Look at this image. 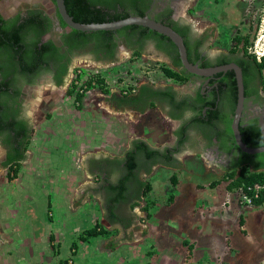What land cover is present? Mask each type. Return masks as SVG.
<instances>
[{
	"label": "flooded vegetation",
	"instance_id": "af4514ba",
	"mask_svg": "<svg viewBox=\"0 0 264 264\" xmlns=\"http://www.w3.org/2000/svg\"><path fill=\"white\" fill-rule=\"evenodd\" d=\"M3 1L0 0V4ZM47 1L50 10L39 4L23 2L9 12H3L0 7V169L5 171V175L13 174L25 163L37 124L30 110L38 106L39 111L41 106L48 105L46 98L55 95L51 93V88L68 97L78 67L83 70L93 66L110 70L123 64L126 67L137 62L143 64L144 59L161 63L160 67L182 71L190 77L185 84L165 77V84L142 78L134 89L114 94L110 103L115 110L123 113L142 115L154 105L153 109L164 114L165 119L174 125L171 132L174 144L159 151L177 149L173 153V165L178 164L179 155L189 152L209 158L221 172L239 163L243 155L251 157L252 164H264V152L250 155L242 151L231 132L238 103V89L234 93L232 88L233 79L237 88L233 69L198 76L186 71L182 64L175 67L174 63L180 60L177 47L171 41L140 28L124 27L105 35H99V31L74 33V29L60 17L55 0ZM63 3L67 14L79 13L97 21L99 10L108 13V16L131 17L142 13L156 22L168 24L184 36L187 60L192 65L202 69L227 65L239 67L244 95L238 120L240 140L247 148L264 147V133L260 125V120L264 122V74L249 54L233 52L231 46L225 49L211 47L216 24L204 22L208 25L204 26L181 14L182 10L185 15L191 13L200 0H114L109 4L100 0H63ZM13 34H16L18 42L11 47L6 36ZM78 62L81 65H77ZM125 69V74H128L130 69ZM182 101L187 104L182 111L171 107L174 102ZM200 111L203 117L200 126L191 125L183 129ZM182 138L185 140L179 145ZM137 140L131 142L121 158H90L86 164L87 173L96 178L90 192L101 198L103 206H107L109 199L107 188L117 186L127 178L124 185L128 202L122 204L121 211H116L131 223L134 218L126 206L134 199L135 190L146 181L151 170L161 166L159 160L156 163L147 161L143 153H137ZM130 153L134 157L132 162L136 164L131 177L127 168ZM253 166L250 165V168Z\"/></svg>",
	"mask_w": 264,
	"mask_h": 264
},
{
	"label": "rangeland",
	"instance_id": "374dc122",
	"mask_svg": "<svg viewBox=\"0 0 264 264\" xmlns=\"http://www.w3.org/2000/svg\"><path fill=\"white\" fill-rule=\"evenodd\" d=\"M190 1L193 2L194 0ZM20 2H23V4H39L47 10L51 8L47 0H5L0 4V7L3 12H9ZM262 2L263 0H225L223 2L222 0H200V3L196 5L191 13L189 12L185 15L184 10H182L181 14L186 19H192L203 25L207 22L216 24V40L214 39V44L211 47L225 49L231 46L230 42H232L231 40L235 34L248 36V40H252L254 26ZM144 61L145 63L143 64L137 62L136 64L128 65L129 67L123 64L119 68H111L110 70L107 68L99 69L94 66L87 67L85 71L90 74L100 72L106 80L105 82L110 96L111 94L114 95L119 92V88L123 85L122 79H119L118 82H114V80L116 77L123 75V70H126L125 68L130 69L129 74L133 77L139 79L147 78L156 83L165 84L166 80L159 71L161 63H155L149 59H144ZM77 65H81L80 62ZM78 68L80 69L81 67ZM130 83H133V80ZM51 89V93L54 92L55 95L46 98L49 102L48 105L41 106L39 111H37L38 106H34L30 110L35 120H37V124L34 128L32 140L28 146L29 152L25 163L15 175L14 173L5 175L4 171H0V185H4L5 188L0 194L2 196L3 193L6 194V199L4 198L0 210L3 211L2 213H6L5 211L10 213V209L6 210L9 203L16 201L19 202L18 204L22 203L24 205L28 199L29 201L26 205L31 204V202L35 205V200H38L42 201L44 206L48 204L46 208H49L50 201L63 198V192L52 190L53 185L66 182V184H70L71 189L70 192L67 191L66 198L88 199L89 202L87 203L91 206L88 209V214L89 216L95 215L96 210L98 211L99 226L104 228V233L99 234V236H106L107 238L114 232V226L105 219V210L101 198L99 197L98 199L90 196L92 192L86 188V185H89L90 182H96V178L91 177L85 171L87 161L90 159L87 157L97 155L98 149L95 145H82L80 140L83 136L87 135L88 131L94 134L93 132L99 126V118L103 116L109 122L116 121L117 123H113L116 125L120 124L119 134L126 146L124 150H126L130 140H142V138H145L150 145L152 144L150 139H152L153 146L164 148L174 144V140L170 135V132L174 129V125L171 123L168 124L163 116L149 111L142 114L139 120H136L132 113L127 111L123 113L115 110L110 103L111 101H109L110 96L108 98L101 97L104 94L97 89L88 91L82 97L80 106L75 104L73 95L63 97L61 96L62 92L60 93L58 89ZM102 105L106 107L100 109ZM116 129L118 127L114 130ZM167 133L169 134L167 135ZM71 148L75 149L81 155H78L76 158L73 157L71 160L64 158H57L56 160L54 158V152H58L61 156H67V152ZM124 150L120 151V153L117 150H109L108 153L113 156H119ZM181 159L182 161H180ZM63 161L72 164V168L69 167L68 170H72L73 174L70 176L61 173L51 174L53 171L50 170L52 164L54 162L62 163ZM178 162V168L176 169L162 166L153 168L145 179L149 183L151 190L140 199L133 209L128 208L127 210L133 215L134 221L136 222V224H133L135 230L140 229V220L144 218L145 227L142 230L146 234L147 240L145 243L151 252L153 249L157 252L158 249L175 247L173 244H167L165 238L160 239V237L157 238L153 234V231L156 234L161 233L162 226H164L163 230L167 232L165 229L167 228L166 224L163 223L164 221L161 222V219L166 216L165 204L168 206L174 205L173 209L179 212L177 214L178 221L187 226L190 224V213L185 207L186 203L201 199L198 202V207L204 209L207 207L206 201L222 205L225 201L230 202L232 200V192L226 190L227 183L222 182L216 184L214 187H210L211 183L217 182L224 172L222 173L220 171L221 169L216 168V164L214 165L208 158L203 156L198 157V154L189 152V154L183 153L179 155ZM204 162L207 165L206 167L203 165ZM172 178L175 179V184L171 181ZM48 185L51 187L50 190L48 189ZM27 188L33 190H28ZM59 192L61 193L58 194ZM225 207L232 209L234 205H223L221 209L215 210V212H219ZM18 208L20 209V207ZM26 209L28 211L27 215L33 214L31 213L32 208L27 207ZM184 211H186L185 215ZM206 213L209 215V212L206 211ZM141 214L142 216L140 217ZM244 215L246 218L243 224L244 231H240L234 227L233 229L236 235L229 240H224L223 234L219 233L221 227L218 226V229L216 228L218 231L214 230L209 233L210 237H202L195 242L196 247L190 252L193 253L192 256L185 255L187 250L183 249L185 256H183L182 262L177 264H262L264 262L262 260L264 259V205L259 210H246ZM101 222L106 224L107 229ZM119 225L121 229H124V224ZM99 226H95L96 232H99L101 229H99ZM208 228L211 230L210 224H208ZM85 232L86 230L79 239L88 240L92 238L86 236ZM11 241H14V239L9 238V242ZM30 242L31 240L28 243ZM234 250H237L238 263L234 259H231L233 258V253L231 252ZM179 251L181 250L177 247L174 251L176 254L169 253L167 257L164 255L162 260L166 257L168 264H176L181 259L179 257ZM29 253H31L30 249ZM181 253L183 252L181 251ZM146 256L147 260L153 259L154 261L153 257L156 255L149 256V254H146Z\"/></svg>",
	"mask_w": 264,
	"mask_h": 264
},
{
	"label": "crops",
	"instance_id": "0c3cea01",
	"mask_svg": "<svg viewBox=\"0 0 264 264\" xmlns=\"http://www.w3.org/2000/svg\"><path fill=\"white\" fill-rule=\"evenodd\" d=\"M175 86L178 85L176 84ZM176 88L180 91L183 90L181 87ZM109 96L110 93L101 95V97L104 98H108ZM105 107V105H102V107L100 106V109H104ZM149 112L164 117V114H161V112L156 109L152 108ZM134 116L136 120H139L141 117L139 114H135ZM165 121L170 124L166 119ZM113 122H109L101 116L99 118L98 129L93 132L94 134H91L90 131H88L87 135L83 136L80 140L82 145H95L98 149L97 155L87 158H121L124 153L128 151L132 140L129 141V145L126 150H124V147L126 146L125 142L121 140L122 138L119 134L120 124L116 125ZM116 127H118V129L114 130ZM171 132L170 135L172 134ZM168 134L169 133H167V135ZM140 141L148 142L145 138H142ZM150 141L152 144L150 145L149 142L147 144L151 147L161 148L160 146H153L152 139H150ZM122 149L124 152L119 156H113L108 153L109 150H117L120 153V151H123ZM76 152L75 149L71 148V150L67 152V156H61L58 152H54L53 156H55L54 158L56 160L57 158L71 160L73 157L76 158L78 155H81ZM199 156L200 155H198V157ZM208 160L210 159L208 158ZM180 161H182V159ZM203 165L205 167L207 166L205 162ZM69 167L72 168V164L66 161H63L62 163L54 162L50 169L53 170L51 174L54 173L55 175L56 173H61L70 176L73 172L72 170H68ZM76 168L78 169V167ZM216 168L220 169L219 166ZM0 171L3 172V170ZM91 186L92 182H90L89 185H86L87 190H90ZM48 187L50 190L51 187L49 185ZM27 189L33 190L31 188ZM4 190V185H0V192H3ZM52 190L63 192V198L50 201L49 208H46V205L48 206V204H45L44 206V203L38 200H35V205L32 202L31 204L26 205L29 201L28 199L26 200L27 202L24 201L26 202L24 205L22 203L18 204L19 202L16 201L14 202L16 203L15 205L14 203H9L6 210L10 209V213L7 211H5L6 213H2L3 211L0 210V264H168V261L166 260L167 255L169 253H175L174 251L178 247L183 253L179 251V257L181 259L176 262L177 264L182 262L181 260H183V256H192L193 253L190 252L195 249V242L199 240V238L210 237L209 233L216 230V228L218 229V226L221 227L219 233L223 234L224 240L233 238V236L236 235L233 228H238L230 222L217 221L206 213V211L215 212V210L221 209L228 201H225L222 205L206 201L207 207L201 209L198 207V202L201 199H196L195 201L186 203L185 206L190 213L189 227L178 221L177 214L179 212L178 210L173 209L174 205L168 206L165 204L166 216L161 219V222L164 221L163 223L166 224L167 228L165 229L167 232L163 230L164 226L161 228V233L156 234L153 231L154 236L157 238L160 237V239L165 238L167 244H173L175 247L158 249L157 252L153 249L151 252L145 243L147 240L146 234L144 230H142L145 227L144 218L140 220L141 224H139V230L134 229L133 224H136L135 221L133 223L129 222L124 224L126 227L123 226L124 229H121L118 223L113 225L114 232H112L107 238L106 236L101 237L98 235L97 237H92L88 240H81L79 237L85 230L99 226L98 211L96 210L95 215L89 216L88 209L91 208V206L87 203L89 202L88 199L66 198L67 191H71L69 183L54 184ZM90 196L96 197L92 193ZM4 198L6 199V194L3 193V196L0 194V207L4 202ZM18 207H20V209ZM27 207L32 208V215H27ZM185 214L186 211H184V215ZM245 220L246 218L244 215L241 220L242 225ZM103 222H101V224L106 228V224ZM208 224H210L211 230L208 228ZM9 238L12 240L14 239V241L9 242ZM148 238H150V236H148ZM29 240H31L30 243H28ZM29 249L31 250V253H29ZM183 249L187 250L185 255ZM231 253H233V258L231 259H234L238 263L239 258L236 254L237 250H234ZM146 254H149V256L155 254L156 256L153 257L154 261L153 259H150L151 261L147 260ZM164 255L166 257L162 260ZM262 260L264 261V259ZM262 264H264V262H262Z\"/></svg>",
	"mask_w": 264,
	"mask_h": 264
},
{
	"label": "trees",
	"instance_id": "16d2710c",
	"mask_svg": "<svg viewBox=\"0 0 264 264\" xmlns=\"http://www.w3.org/2000/svg\"><path fill=\"white\" fill-rule=\"evenodd\" d=\"M100 1H102L104 3H108V2H112L114 0H100ZM83 12H85V11H83ZM68 14L72 17L74 22L79 23V24H92V23H99L100 24V23L112 22L115 20H122V19H125L128 17L127 15L108 16V13L102 12L101 10H99V18H97V16H96L98 21L96 19L91 20L93 18H88L86 16H85L86 18L84 16H80L79 13L78 14H72L71 12L70 13L68 12ZM138 16L143 17L142 13L138 14ZM161 24L170 27L166 23H161ZM126 28H140L143 31H148L149 33L154 34L156 37H160L162 39L169 40L167 37L160 35V34L154 32L152 30H149L147 28L141 27V26H129ZM73 32L78 33V34L83 33V32H79L76 30H73ZM175 32H177L182 38L184 37L181 33H179V31H175ZM107 33H110V32L109 31H99V35H105ZM247 37L242 36L241 34L240 35L235 34V36L232 38V42H231V47H233L232 51L233 52L243 51L244 53L248 54L247 49L251 45L252 40L251 39L248 40ZM6 39L9 40V43H10L9 45L11 47H13L12 45H14V44L16 45L18 42L16 34L15 35L14 34L8 35V36H6ZM253 59L258 64V69L261 72H263V74H264V58L261 60V62H257L254 57H253ZM189 62H191V61H189ZM174 66L180 67L181 66L180 60H178V62H175ZM161 72L165 78L174 80L180 84H185L187 82L188 78L190 77V76L184 75V73L182 71L179 72V71H177L171 67H161ZM86 83L90 89H97L102 94H108L109 93L105 79L99 73L89 74V76L86 79ZM232 88L234 90V93H236L237 88H236V83H235L234 79H233ZM73 92H74L73 89H70L68 91V95L69 96L72 95ZM82 97L83 96H81V95H77V96H75L74 100L81 101ZM113 97H114V95L112 94L109 98V101H111L113 99ZM235 98L236 97L234 96V103H235ZM125 100H128V98ZM153 107H154V105L151 106V108H153ZM171 107L174 108L175 110L182 111V109L187 107V104L185 101H182L180 103L174 102L171 105ZM201 115H202V111L199 112V115L194 116L189 121V123L183 127V129H186V127L191 126V125L200 126V123L203 122V117ZM171 116L173 117V119H176V116H173V115H171ZM231 132H232V130H231ZM184 140L185 139L182 138L181 141H179L180 142L179 145H181ZM254 148H257V147H254ZM135 149L137 150V153H143V155L147 161L155 162V161L159 160L160 161L159 163L161 164V166H163L165 168H172V169L178 168V164H176V165L172 164L173 155H174L173 153H175L177 151V149H174V151H170L169 149L165 148V149H163V151L161 153L159 151V148H153L149 144H147L146 142H143L140 140H137ZM130 154H131V157H129L130 162L127 164L128 165L127 168L129 170V177L132 176V170H134L135 166H136V164L134 162H132V159L134 158L133 154L132 153H130ZM250 158L251 157H249V156L243 155L240 158L239 163L232 165L230 169L226 170L220 176V178L217 180V182L211 183L210 187H214L218 183L225 182V183H227V185H226L227 191L233 193L236 190L242 189L243 191H245V193H247L250 197L253 198L254 203L256 205L263 206L264 205V169H263L264 164H262V162H257V163L252 164V162H250V161H252V160H250ZM128 161L129 160H127V162ZM177 163H179V162H177ZM250 165H254V166L252 168H250ZM16 172H17V170H15L14 175L16 174ZM124 181L120 182V184H118L117 186H110L107 188V191L109 193V199H108L107 206H104V210H105V216L107 217V221L111 225L118 224V223L119 224H127L130 222L128 218H124L121 215V213H118L116 211L117 209H118V211H121V209L124 207L123 205L126 202H128V201H126L127 196H126V192H125L126 187L124 185ZM171 181L175 184L174 178H172ZM256 184L260 185L261 189L256 192L257 197L255 198L254 195L256 193L254 191H248L247 188H249V187L252 188ZM150 190H151V187H150L148 182L145 181L143 184H141L140 188L135 190L136 196H134V199L132 198V200L129 202V206H126L127 210H128V208L133 209L136 206V204L140 201V199L142 197H144ZM240 224L242 225V222H240ZM95 229H96V227L86 230L85 235L89 236V237H95L96 235L104 233V230H103L104 228H102L100 226H99V229H100L99 232H96Z\"/></svg>",
	"mask_w": 264,
	"mask_h": 264
},
{
	"label": "water",
	"instance_id": "95a60500",
	"mask_svg": "<svg viewBox=\"0 0 264 264\" xmlns=\"http://www.w3.org/2000/svg\"><path fill=\"white\" fill-rule=\"evenodd\" d=\"M55 3H56V8L58 10V13L60 17L62 18V20L64 21V23L70 28L80 31V32L116 31V30H119V29H122L128 26H141V27L147 28L160 35L167 37L177 47L180 62L183 68L191 74L198 75V76H210L216 72H220V71L225 72L228 69H233L236 74L237 89H238L237 109L235 112V116L232 120V126H231V130H232V133L235 139V143L242 151L250 155H255V154L264 152V147L247 148L245 145L242 144L240 140V135L238 131V120H239V115H240V111H241L242 104H243L244 95H243L242 76H241V71L239 67H237L236 65H227V66H222L218 68L202 69L195 65H192L187 60L186 49H185L182 37L170 27L165 26L159 22H156L146 16H143V17L131 16V17L119 20V21L100 23V24L99 23L79 24V23L74 22L71 19V17L68 16L65 10L63 0H55ZM260 125L262 128V132L264 133V122L262 120H260Z\"/></svg>",
	"mask_w": 264,
	"mask_h": 264
},
{
	"label": "built area",
	"instance_id": "2783aa9c",
	"mask_svg": "<svg viewBox=\"0 0 264 264\" xmlns=\"http://www.w3.org/2000/svg\"><path fill=\"white\" fill-rule=\"evenodd\" d=\"M247 53L253 56L257 62H261L264 58V0L261 5V9L257 16V20L254 26V34L252 38V43L247 49ZM123 75L121 77H116L114 82H118L119 79H122V86L119 88V92H128L135 88L136 83L138 82L139 78L131 76V74H125V70H123ZM161 72V68H159ZM99 73L100 72H93ZM162 73V72H161ZM75 78L72 81V88L73 89V97L77 95L85 96L88 91L92 90L88 87L86 83V79L90 73L86 72L83 69H77L75 73ZM103 77V76H102ZM104 78V77H103ZM105 79V78H104ZM133 80V83L130 81ZM106 81V80H105ZM75 104L80 106V101L75 100ZM261 189L260 185H254L252 188H247L248 191H254L255 193ZM257 197V193L254 195ZM232 200L227 202V204L234 205V208L230 209L228 207L223 208L219 212H209V215L213 219H217L219 221H226L230 222L234 226H237L241 231H244L243 225L240 224L241 219L244 217L246 210H259L262 206H258L254 203L252 197H250L245 191L242 189L236 190L232 193ZM206 203V202H205ZM207 205V203H206Z\"/></svg>",
	"mask_w": 264,
	"mask_h": 264
}]
</instances>
